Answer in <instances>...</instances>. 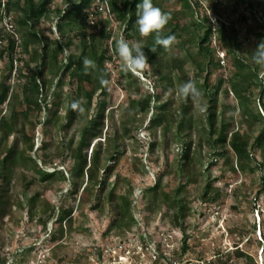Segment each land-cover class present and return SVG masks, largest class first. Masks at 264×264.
Instances as JSON below:
<instances>
[{"label":"trees","instance_id":"16d2710c","mask_svg":"<svg viewBox=\"0 0 264 264\" xmlns=\"http://www.w3.org/2000/svg\"><path fill=\"white\" fill-rule=\"evenodd\" d=\"M210 1L205 7L202 0H179L177 16L163 30L164 36L174 35L176 42L168 50L157 46L153 53L149 48L154 45V37H141L136 24V5L141 0H0V229L14 217L19 221L29 204L43 211L44 227L54 220L55 228L47 244L60 240L63 222L71 226L75 202L100 211L108 207L114 223H134L132 215H128L134 183L127 179L130 187L118 194L114 187L109 188L117 161L130 141L132 157L142 165L137 149L153 152L158 148L167 153L162 169L157 171L158 181L148 189L152 200L147 204L154 208L160 203L175 226H183V218L190 210L189 200L181 195L187 184H199V179L201 203L221 208L223 201L239 198L242 192L244 198L254 201L251 211L258 209V201L264 196V71L252 62V52L264 40V19L255 12L260 6L264 15V0L233 1L235 7L245 4L250 8L258 22L256 28L243 11L238 13L240 29L221 17L222 0ZM152 2L167 13L162 0ZM101 5L114 16L113 20L94 17L100 13ZM113 25L117 28L111 35ZM121 32L124 39L144 46L149 65L138 72L153 85L159 84L158 92L144 87L135 73L121 71L122 62L115 49ZM240 35L245 41L239 39ZM247 42L255 48H246ZM219 51L227 57L224 64L217 56ZM84 57L97 66L89 74L84 71ZM177 63L187 70L185 73L194 70L193 80L203 92V111L191 99L185 101L176 95L178 86L188 80L175 67ZM212 71L221 74L215 82ZM102 74L104 84L100 82ZM224 83L229 90L225 95L230 92L236 100L237 124H232L234 115L228 118L225 108L218 113V90ZM116 86L127 93L119 121L109 103L111 88ZM62 88L64 94L59 93ZM74 100L83 101V115L71 109ZM152 109L154 117L147 121ZM134 122L160 128L162 137L155 136L148 146L132 128ZM38 127L44 139L35 151ZM71 130L73 135L67 138ZM170 151L175 153L172 162L168 158ZM219 160L229 164L230 174L226 170H221L219 176L212 174ZM173 171L179 184L167 187L163 175ZM239 172H258V187L241 191L234 184ZM68 182L72 184L71 200L60 206L38 201L42 188L63 190ZM230 207L237 209L231 203ZM246 234L238 240L233 237L232 249L220 246L208 264H260L250 247H259L261 241L255 232L248 237ZM140 238L147 252L155 245L157 262L152 258L155 254L149 255L155 264H171L168 258L179 264H200L184 257L192 248L189 235L172 248L163 238L151 237L149 242L142 230ZM245 238L246 246H240ZM2 247L0 239V264H9L8 253ZM24 261L18 258L11 262Z\"/></svg>","mask_w":264,"mask_h":264},{"label":"rangeland","instance_id":"374dc122","mask_svg":"<svg viewBox=\"0 0 264 264\" xmlns=\"http://www.w3.org/2000/svg\"><path fill=\"white\" fill-rule=\"evenodd\" d=\"M162 1V8L167 11L171 18L176 17L177 11L180 10L179 0ZM202 1L205 7H209L210 0ZM233 1L222 0L221 17L228 24L234 23L235 27L240 29L241 23L238 20V13L244 11L249 15L250 22L257 28L258 22L252 15L250 8H246L245 4L235 7L236 4ZM55 8L56 5L53 11ZM255 12L258 18L261 17V19H264L260 6L256 7ZM183 16L185 19H188L187 13H184ZM94 17L96 19L102 17H107L111 20L114 19V16L102 5L100 6V13L94 15ZM212 17L213 19L216 18L214 15ZM6 21L8 22L7 19ZM116 28L113 25L111 35L114 34ZM46 29L48 30V25H46ZM53 31L56 34L57 30L55 27H53ZM122 33L120 35L123 37ZM239 39L245 41L242 35H240ZM245 47L251 50L255 48L254 44L250 42H247ZM217 56L220 60L221 57L223 60L227 58L221 52H218ZM175 67H177L178 71L184 73L188 80H193L195 72L192 68L189 72L185 73L187 70L181 64L177 63ZM135 74L144 87L152 92L159 91V84L153 85L141 72H135ZM112 75L115 78V74L112 73ZM220 75L218 71H212L211 79L213 82L217 81ZM226 90L229 91L226 83L218 90V113L225 108L228 112V118L234 115L232 124H237L239 122V115L236 100L230 92L226 96ZM64 91V88H62L59 90V93L64 94ZM111 95L112 98L109 103L115 110V118L119 121L120 112L127 104V93L120 86H116L111 88ZM154 114V110L152 109L148 114L147 121L151 120ZM145 126L146 124L143 123L142 125V122L132 123V128L137 131L138 137L144 138L149 146L155 136L162 137V132L160 128H155V126L147 128ZM72 135L73 130L67 133V138H70ZM43 139L41 129L38 127L34 136L35 151L39 149ZM132 145L133 143L130 141L125 153L118 159L117 170L113 173L111 185L109 186V188L114 187L115 192L118 194L126 191L130 187L127 179L131 180L132 185L134 183V191L131 194L133 200L132 210L128 212V215H132L134 220L133 225L131 224L132 226L130 222H112L108 214V207L100 211V209H94L91 205L75 202L73 223L69 226L68 223L63 222L62 227L64 230L60 240L53 244H47L46 242L49 239L50 231L55 228L54 220H50L47 226L44 227L42 224L44 218L43 211H38L32 204H29L23 210L19 221L14 217L13 220H9L8 223L6 222L3 228L0 229V239H2L3 243L2 250L8 253L7 255L10 259L9 264H13L11 261L18 258L25 259L23 264H133L135 260L138 264H155L158 257L153 250L155 245L151 243L152 248H149L150 250L148 252L144 250L147 248L143 246L140 238L141 230L149 242L151 237H155L156 240L163 238L166 246L170 248L175 244H179L185 235H189L188 239L192 248L184 257L193 259L192 261L194 263L198 260L209 262V260L214 258V254L220 246L232 249L233 237L238 240L239 236L243 233H247L246 236L248 237L251 233L255 232L256 237L261 241V245L258 247V245L253 244L250 250L256 255L258 262L264 264V251H262V245H264V240L262 239L264 232V196L258 201V209L253 211L251 210L254 201L251 198H244L241 195L242 192H240L239 198L235 196L230 197L231 202L228 200L223 201L221 208L213 204L206 205L201 203L199 199L202 194V186L199 185L202 179H199V184L197 182L187 184L186 191L181 195V197L189 200L190 210L186 212L183 218V226L177 227L171 221L170 214L162 209L160 203L154 208H151L147 204L148 200H152L148 189L158 181L157 171L160 168L162 169L167 153H162L158 148L154 149L153 152L148 148L142 151L141 149H137L138 155H141L142 165L140 161H136L132 157ZM196 152L199 151L197 150ZM257 155L260 158L262 153L259 151ZM174 156L175 153L173 151L168 153L170 162L174 160ZM48 168L49 170H53L52 167ZM141 169L142 171H140ZM228 169L229 164H224L223 160H219L212 167V174L219 176L221 170L228 172ZM175 175V171L172 174H164L163 183L167 187L177 186L179 180H177ZM259 176L260 174L258 172H239L237 181L234 184L241 191H251V189L258 187L260 183ZM252 180H254V184ZM71 186L72 184L68 182L63 190H59L56 187L52 189L42 188L39 191L40 196L38 201H43L46 204L52 203L58 206L63 205L67 200H71V195H69ZM230 203L235 205L237 209L231 208ZM28 207L29 209L31 208V216L28 213ZM204 211L205 214L203 215L202 213ZM151 232H154V234L150 236ZM245 241L246 238L241 241L240 246L245 247ZM30 246H33L32 250H29ZM103 248L107 249L106 252L102 250ZM101 251H103V254H101L102 256L99 259L98 257ZM150 254H155L152 257L155 261L150 260ZM167 260L169 263L174 262L170 258Z\"/></svg>","mask_w":264,"mask_h":264},{"label":"clouds","instance_id":"9594fccd","mask_svg":"<svg viewBox=\"0 0 264 264\" xmlns=\"http://www.w3.org/2000/svg\"><path fill=\"white\" fill-rule=\"evenodd\" d=\"M136 24L138 32L141 37H154V45L150 47V51L155 53L157 46L165 50L176 42L174 35H163V30L169 23L171 16L162 11L161 8L154 6L152 0H141L136 5ZM115 49L119 59L122 61L120 64L121 71L124 73H135L144 70L148 67V57L143 51L144 46L136 41H128L123 37L115 42ZM252 62L258 66L259 69L264 71V40H262L252 52ZM84 71L89 74L90 70L96 69V64L88 57L83 59ZM100 82L106 83L105 74L100 76ZM176 95L185 101L191 99L195 106L199 107L201 111L204 110L202 103L203 92L197 87L194 80H187L179 85L176 89ZM71 109L80 115H83L85 108L83 107L82 100H74L70 105Z\"/></svg>","mask_w":264,"mask_h":264},{"label":"built area","instance_id":"2783aa9c","mask_svg":"<svg viewBox=\"0 0 264 264\" xmlns=\"http://www.w3.org/2000/svg\"><path fill=\"white\" fill-rule=\"evenodd\" d=\"M8 26L11 27L10 24H9ZM219 52H221L222 55L224 56V53H223L222 51H219ZM220 56H221V55H220ZM224 62H225V60H223V58L221 57V63L224 64ZM196 263H200V264H208V262H207V261H204V260H198V261H196ZM171 264H179V263L176 262V261H174V262L171 263Z\"/></svg>","mask_w":264,"mask_h":264}]
</instances>
